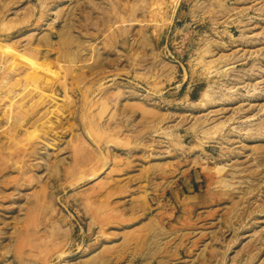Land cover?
Wrapping results in <instances>:
<instances>
[{"label": "rangeland", "instance_id": "374dc122", "mask_svg": "<svg viewBox=\"0 0 264 264\" xmlns=\"http://www.w3.org/2000/svg\"><path fill=\"white\" fill-rule=\"evenodd\" d=\"M0 264H264V0H0Z\"/></svg>", "mask_w": 264, "mask_h": 264}, {"label": "bare ground", "instance_id": "6f19581e", "mask_svg": "<svg viewBox=\"0 0 264 264\" xmlns=\"http://www.w3.org/2000/svg\"><path fill=\"white\" fill-rule=\"evenodd\" d=\"M203 98L205 99L206 97L204 96Z\"/></svg>", "mask_w": 264, "mask_h": 264}]
</instances>
